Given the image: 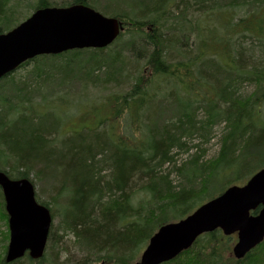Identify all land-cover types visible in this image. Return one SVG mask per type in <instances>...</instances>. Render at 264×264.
<instances>
[{
  "label": "trees",
  "instance_id": "obj_1",
  "mask_svg": "<svg viewBox=\"0 0 264 264\" xmlns=\"http://www.w3.org/2000/svg\"><path fill=\"white\" fill-rule=\"evenodd\" d=\"M74 5L115 18L124 30L104 49L36 57L18 68L32 65L24 76L0 79V171L48 183L41 204L62 207L59 228L72 234L78 264H134L160 226L264 167V0H0V34L29 12ZM223 37L220 51L208 48ZM77 84L74 94L82 97L89 86L105 92L114 113L93 129L61 136L63 118L50 102L64 101ZM245 84L253 86L247 96L240 94ZM126 118L131 136L143 141L116 136L113 121ZM219 124L216 157L194 154L180 168L172 164L209 143ZM193 137L201 142L188 147ZM172 173L183 183L172 185ZM0 215L6 219L1 190ZM228 242L214 231L165 264H225ZM50 245L57 251L51 237ZM261 257L264 241L233 264H259Z\"/></svg>",
  "mask_w": 264,
  "mask_h": 264
},
{
  "label": "water",
  "instance_id": "obj_2",
  "mask_svg": "<svg viewBox=\"0 0 264 264\" xmlns=\"http://www.w3.org/2000/svg\"><path fill=\"white\" fill-rule=\"evenodd\" d=\"M123 29L117 19L82 5L38 9L12 30L0 34V79L38 56L106 48ZM0 189L9 231L5 263L25 255L33 261L41 259L52 223L49 210L36 202L33 185L27 179H10L0 172ZM216 230L224 236L237 235L232 249L236 259L263 241L264 168L244 186H231L191 215L160 227L137 264L171 261L200 235Z\"/></svg>",
  "mask_w": 264,
  "mask_h": 264
},
{
  "label": "rangeland",
  "instance_id": "obj_3",
  "mask_svg": "<svg viewBox=\"0 0 264 264\" xmlns=\"http://www.w3.org/2000/svg\"><path fill=\"white\" fill-rule=\"evenodd\" d=\"M32 13L33 12H29L27 18H29L32 15ZM25 14H26L25 10H23L22 8L19 9L18 17L21 16V20H23V18L26 16ZM224 17H226V15H224ZM220 35H221L220 33L216 34V36H220ZM248 43L251 44V41H248ZM224 44H225V39L223 37L222 42L210 41L207 46L210 50L220 51L221 48H224ZM256 57L257 55H255L254 59L252 60H256L257 59ZM218 60L223 65L227 64V61L224 58L218 57ZM31 66L32 65L30 64L22 68L21 70H17V74L19 76H24L25 73L31 68ZM89 88L90 90L88 92H83V97L85 95V97L83 98L81 96L82 93L80 91H78L77 93L75 92L74 94L75 89L76 90L81 89V86L79 84L74 85L70 89H67L66 92L64 93V96H68L65 98L64 101L62 100L64 99V97L62 99L58 97L56 98V100L54 99L52 102H50L54 106L58 105V107L54 110V113L57 116L63 118L64 126L62 127L63 129L61 131V136H69V134L77 133L81 130L93 129L99 120H101L103 117H109L111 116L109 114L114 113V111L111 110L109 107L111 106L108 104L109 102L102 100L105 97H107L106 93L92 89L91 86H89ZM252 91H253V86L245 84L240 90V94L243 96H247L251 94ZM43 92L45 93L47 91L43 90ZM198 115L200 118L202 112L199 111ZM128 122L129 120L127 118L125 120H122L120 124L118 120L113 121L114 127L116 128V129L114 128L115 130L114 133L116 134V136L128 141V143L133 138L135 139V142L138 143L143 141L142 138L139 137V135L137 134L131 136V132H129V130H131L132 127H130V129L128 128L129 127ZM223 127H224L223 124L216 125L213 128V136L209 141V143L200 146L201 148H199L198 150L195 148H190L188 153H183L179 155V157L177 158L178 161L179 162L186 161L189 158V156H192L194 154L203 155L202 161L211 160L212 158L216 157L219 150V145H220L219 139L222 135ZM186 142L189 145L188 147H190L191 145L199 144L201 140L198 137H193L191 140H187ZM200 149L204 150V154L199 153ZM262 152H264V150H262ZM55 170L57 171L56 173L59 174L61 169L56 168ZM169 180L174 186L183 183L180 176L177 175L176 173H172L169 176ZM33 185L35 187L36 199L38 200L39 203H44L43 201H46L47 198H49L50 192L48 191L49 190L48 183L41 181L40 183H37V185L36 184ZM38 192L40 193L39 197H37ZM217 193L218 192L214 193V195H216ZM209 196L200 202L209 200ZM50 208L51 205L49 209ZM61 209H62L61 206H56L55 208L50 209L53 215V221H52V226L50 228L49 238L51 237L52 241L56 243L55 246H57L58 253H56L57 251L55 250L54 246L52 248L50 245V247H48L47 249V244H46V248L44 251V255H45L44 261H42L41 263H33V264H53V262L63 263L67 259L70 264L80 260L81 255L78 254L77 248L73 244L74 240L72 238V234L68 233L64 235L63 232H61V229L59 228L61 226V216H62L60 215L59 210ZM2 217L3 216L0 215V257L1 258L4 257V253L6 251V246L9 239L7 218L3 219ZM6 234H7V239H6ZM224 238L229 239L227 251H224L223 253L224 263L233 264V258L231 256V248L236 242V235H233L232 237H224ZM19 262L20 263H16V264H26V262H24L23 259L19 260Z\"/></svg>",
  "mask_w": 264,
  "mask_h": 264
},
{
  "label": "bare ground",
  "instance_id": "obj_4",
  "mask_svg": "<svg viewBox=\"0 0 264 264\" xmlns=\"http://www.w3.org/2000/svg\"><path fill=\"white\" fill-rule=\"evenodd\" d=\"M58 8H62V7H58ZM120 22V21H119ZM122 25H123V23L122 22H120ZM86 50H95V49H86ZM219 149H220V146H219ZM218 152H219V150H218ZM185 153H188V152H185ZM181 154H183V153H181ZM181 154H179V155H181ZM175 154L173 153V156H174ZM179 155H177V156H175L176 158L174 159L173 158V160H172V164L174 163V166L176 167V168H180L181 166H182V164L183 163H185L186 161H188L189 160V158L191 157V156H189V158L186 160V161H177L176 159L179 157ZM213 159V158H212ZM172 164L170 163L169 164V167L170 166H172ZM0 172H2V171H0ZM2 173H4V172H2ZM5 174V173H4ZM6 175V174H5ZM7 177H8V175H6ZM253 176V175H252ZM251 176V177H252ZM251 177H249V178H247L244 182H242V183H238V184H234L233 186H238V187H242V186H244L248 181H249V179L251 178ZM9 178V177H8ZM10 179H12V178H10ZM20 179H26V178H20ZM20 179H14V180H20ZM28 181H30V183L32 184V182H31V176H29V178L27 179ZM33 185V184H32ZM33 188H34V194H35V187H34V185H33ZM215 197H218V195H216ZM35 200H36V202L38 203V204H40V205H42L41 203H39L38 202V200L36 199V195H35ZM207 202H209L208 200L207 201H203V202H200V204L198 203L196 206H195V208L193 209V211L190 213V214H188L187 216H189V215H191L193 212H195L199 207H201L203 204H205V203H207ZM168 223H165L164 225H167ZM164 225H162V226H164ZM162 226H160V227H162ZM159 227V228H160ZM158 228V229H159ZM157 229V230H158ZM157 230L155 231V232H157ZM154 232V233H155ZM207 234V233H206ZM206 234H202V235H200L199 237H201V236H203V235H206ZM152 237V236H151ZM150 237V238H151ZM198 237V238H199ZM149 238V239H150ZM197 238V239H198ZM263 241H264V239H263ZM263 241L261 242V243H263ZM195 243V242H194ZM194 243L191 245V247L194 245ZM260 243V244H261ZM259 244V245H260ZM7 245H8V243H7ZM149 245V240L146 242V244L144 245V247L142 248V250H141V252H140V254L138 255L139 257H138V259H137V261L134 263V264H137L138 262H139V259H140V256H141V254H142V252L143 251H145V249L147 248V246ZM235 245V244H234ZM234 245L232 246V248H231V256H232V258H233V260L234 261H237V262H239V261H242L244 258H245V256L248 254H246L243 258H241V259H236L235 257H234V255H233V252H232V249H233V247H234ZM259 245H257L256 247H258ZM190 247V248H191ZM255 247V248H256ZM189 248V249H190ZM255 248H253V249H255ZM252 249V250H253ZM6 250H7V246H6ZM188 250V249H187ZM187 250H185V251H187ZM251 250V251H252ZM185 251H183V252H185ZM182 252V253H183ZM181 254V253H180ZM180 254L179 255H177L174 259H172L171 261H173V260H175L176 258H178L179 256H180ZM5 255H6V251H5V253H4V257H3V262H4V264H6L5 263ZM24 258H26V259H29V257L27 256V257H23L22 259H24ZM19 260H21V259H19ZM19 260H17V261H19ZM31 260V259H30ZM40 260V259H39ZM39 260H37V261H39ZM171 261H168V262H165V263H169V262H171ZM258 261H259V264H264V257H261L260 259H258ZM16 262V261H15ZM15 262H12V263H10V264H13V263H15ZM78 262H79V260L78 261H76V262H73V263H70V264H78ZM119 264H125V261L124 260H120L119 262H118ZM164 263V264H165ZM60 264V263H59ZM61 264H63V263H61ZM89 264H102V263H96V262H92V263H89Z\"/></svg>",
  "mask_w": 264,
  "mask_h": 264
}]
</instances>
